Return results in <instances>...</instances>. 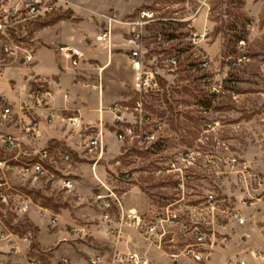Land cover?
I'll return each instance as SVG.
<instances>
[{"label":"rangeland","instance_id":"1","mask_svg":"<svg viewBox=\"0 0 264 264\" xmlns=\"http://www.w3.org/2000/svg\"><path fill=\"white\" fill-rule=\"evenodd\" d=\"M25 1L0 0V10L16 7L24 12L28 5ZM108 1L111 0H60L56 10L44 18L0 19L5 30L4 34L0 33V74L11 66L27 71L31 63L26 61L25 51L34 53L39 46L62 53L61 49L66 46L59 43L61 40L86 53L90 36L87 33L76 36L72 29L84 25L85 30L88 27L103 30L108 17H118L120 23H112L111 40L100 43L104 46L103 55L115 54L113 65L101 70L105 64L88 60L92 77L102 83V89H92L104 92L112 100L104 101L101 108L105 116L115 121L109 129L112 135L99 134L98 143L86 146L83 156L91 158L107 151L108 140L116 144L121 155L120 164L115 167L120 174H129L132 187L139 188L140 196L150 205V221L161 202L181 197L182 191L177 190V185L182 177L186 201L203 203L206 194L214 192L222 208H227L229 213L237 211L238 218L231 214L214 217L208 213L197 214L203 224L213 222L217 238L228 237L227 245L216 248L206 264H224L226 258L252 259L255 251L264 253V231H261L264 226V0H121L124 8H136L126 16L115 8H107ZM134 29L142 36L144 73L157 84L153 90L138 92L136 89L137 74L130 58L138 45L131 42ZM205 33L208 34L205 38L193 42L194 35ZM170 35L177 39L165 41L164 37ZM237 37L243 41L235 44ZM11 43L23 51L6 53L5 46ZM124 49L128 50L124 52ZM172 59H178L180 65H171ZM205 61L210 63L208 68L202 66ZM82 64L81 61L74 67L71 62L70 66L78 70ZM225 87L226 91L214 99L211 108L201 106V101L211 100L213 88ZM35 88V84L32 88L30 85L24 92L29 101ZM7 108V102L0 97V159L9 162V168L4 171L7 182L17 191L30 195L36 205L48 212L46 218L39 217L36 209L18 215L13 206L0 205V264H30L34 259L38 264H51L49 257L55 247L48 253L38 252L31 213L34 211L36 217L47 220L61 208L73 210L74 202L80 204L82 199L67 195L62 184L38 178L34 171L24 172L22 168L38 161L45 150L50 151L53 159L50 168L59 178L75 179L64 174L75 164L61 161L56 155L59 149L43 146L40 129L27 133L25 126L31 123V115L26 109L22 112L30 122L21 127L22 139L12 136L19 140L20 147H7L4 138L10 137L8 131L18 117L12 113L5 118ZM69 123L74 130V124ZM106 125L108 128L109 122ZM120 134L124 136L122 139ZM151 135L154 140L147 142L146 137ZM59 151L72 155L66 149ZM83 161L90 164L86 158ZM172 165L178 171L168 172L173 169ZM85 169L83 174L88 173ZM109 174L110 179L116 178L115 174ZM118 185L116 192H123L121 184ZM122 205L123 201L119 210ZM101 211L105 213L104 219H118L117 214ZM86 213L80 221L90 228L94 225L95 212ZM130 213L122 215L121 225L138 231L143 242L161 255L165 264H174L177 257L182 258L183 238L178 240V247L171 248L165 241L161 243L158 237L146 233L145 224L134 225L141 218H133ZM53 216L58 225V217ZM254 217L263 235L253 231L252 236L245 234L254 225ZM239 218L245 224L241 225ZM52 226L50 222L49 227ZM67 231L74 234L69 227ZM238 234L249 239L237 243ZM80 236L84 238L79 241L86 245L93 241L87 234ZM33 244L36 248L31 250ZM261 256L258 264H264V254ZM100 258L101 264H105L103 257ZM116 258L121 264L135 263L129 254H117Z\"/></svg>","mask_w":264,"mask_h":264},{"label":"crops","instance_id":"2","mask_svg":"<svg viewBox=\"0 0 264 264\" xmlns=\"http://www.w3.org/2000/svg\"><path fill=\"white\" fill-rule=\"evenodd\" d=\"M107 4V8H115L121 15L125 16L136 9L124 8L121 0H111ZM105 22L104 20L103 23ZM83 26L75 27L72 32L76 36L82 33H87L90 36V44L86 48V53L73 46L70 42H62L63 40H61L59 43L66 46L61 49L62 53L49 47L39 46L34 52V61L27 68V71L19 70V66H11L0 74V97L7 102V109H10L11 113L18 114V117L14 119L13 126L8 131L9 136L14 135L22 139L21 127L23 124L30 122L28 116H25V113L22 112L26 109L31 115V122L39 124V139L43 146L49 145L55 150H69L75 159L72 161L75 167L67 170L64 174L74 176L75 179L73 181L77 184V192L82 197V202L80 204L74 202L76 207L72 206L73 210L61 208L59 213H55L59 223L54 225V227H49L50 222L48 219H39L34 211L31 213V225L37 231L38 252H51V248L54 246L55 249L51 253L53 255L49 257L51 264H92L91 261L96 257H103L105 264H121L116 258L117 254L133 253L146 256L150 264H165L161 255L150 249L143 242L138 231L126 229L121 225L122 215L128 212L136 214L144 223L149 222L151 218L148 215H150L151 211L150 205L140 196L139 188L137 186L132 187L130 184L131 176L130 180H128L126 178L127 174H120L118 172L119 169L115 167L120 164L119 157L121 155L115 146L116 144H112L108 140L106 142L107 151H103L91 158L83 156L84 148L90 145L91 139L98 136V134H105L106 137L112 135L109 129L114 127L115 122L105 116V113L101 110L104 107V101L106 103L112 100L107 99L108 96L104 95V92L99 93L92 89V87L94 89L101 88L102 83L92 77L91 68L88 67V60H96L101 62V64H105L101 70L113 65L115 62V54L111 52L109 56L107 53L103 55L104 46L96 41V37L107 26L103 30L102 27L97 30L88 27L85 30ZM66 49L76 50L83 55L82 63L84 62V64L80 65L78 70H74L70 66L71 62L65 58ZM126 50L128 49H124V52ZM26 82H28L27 85H25ZM34 84L36 86L35 89L44 86L51 91L52 98L50 101L41 104L32 94L31 101H29L24 92L28 86L31 85L32 88ZM66 96H68V102H66ZM25 103L26 106L23 107ZM78 116L81 119V126L78 130H73L69 119ZM107 122H109L108 128L106 127ZM91 132L94 133L91 134ZM85 158L90 164L83 161ZM84 167H90V169L88 170ZM83 168L86 171L88 170V173L83 174ZM109 172L115 174L116 178H111L113 183H115L114 185L119 187L118 184H121L120 189L123 192L117 193L122 195L123 205L122 209H115L111 213L113 216L117 214L118 219L114 217L113 220L107 221L104 219L105 213L93 203H89V201L92 200L94 194L106 193L109 189H116L112 185V181L110 182ZM79 206L84 207L78 209ZM91 206L94 211L90 208ZM88 211L95 212L93 216L94 225L90 226V228L83 226V222L80 221L83 216L87 215L86 212ZM153 216L151 214V217ZM255 218L253 219L254 225L250 231L245 233L246 235L252 236L251 231L255 234L258 233L259 236L262 234L259 233ZM67 227L74 234H70L67 231ZM81 233L93 238L92 243L86 245L79 241V239L82 240L84 238V236H80ZM120 233L122 237H119L121 236ZM243 236L245 235L238 234L235 239L236 242L239 243ZM32 246L31 250H34ZM228 256L231 257L230 255ZM245 259L249 264L253 260L256 263L260 260L254 258Z\"/></svg>","mask_w":264,"mask_h":264},{"label":"built area","instance_id":"3","mask_svg":"<svg viewBox=\"0 0 264 264\" xmlns=\"http://www.w3.org/2000/svg\"><path fill=\"white\" fill-rule=\"evenodd\" d=\"M28 3L27 8H25L24 12L22 9L13 8L10 11L0 10V19L3 18H20L24 16L27 19H38L44 18L47 14L56 10L57 3L60 0H26ZM9 15V16H8ZM107 28L104 29L99 36L96 37V41L98 43H108L112 38V23H120L118 17H108L107 18ZM129 24V23H128ZM136 25V24H133ZM139 25V23H137ZM0 33H5L4 26L0 23ZM131 36L134 40L131 42L134 44H138L135 49L131 51V61L134 70L137 74V82L136 89L138 92L153 90L157 87V84L154 83V80L151 77H148L147 73H144V55L143 51V43L142 36L140 33L136 31V29L131 31ZM208 34L205 33L203 36L194 35L193 42L197 43L199 38H205ZM6 53H18L19 51H23L21 47L18 45H14L11 43L10 45L5 46ZM25 58L28 63H33L34 61V53L31 51H25ZM65 57L69 59L74 67H78L80 62L83 59V55L78 51L73 49L65 50ZM170 64L176 66L177 63L173 59L170 61ZM202 66L204 68H208L210 63L205 61ZM151 75V74H150ZM216 90V88H213ZM32 95L35 99L38 100L39 103L47 102L52 98V93L49 89L44 86H40L37 89H34ZM66 102H68V96L65 97ZM11 110L5 109L4 117L7 118L10 116ZM120 120V119H119ZM69 122L74 124V130L81 126L80 117H71ZM27 127V133L37 132L39 131V124L37 122H31ZM99 136V134H98ZM98 136L90 140V144L96 145L98 143ZM122 139L124 136L122 134L119 135ZM147 142L150 140H154V136L146 137ZM4 143L9 148H19L20 142L15 137H6L4 138ZM61 161L64 163H70L73 161L72 155L67 152L58 151L56 154ZM51 153L49 150H45L40 156L39 160L36 162H32L29 165H24L22 170L24 172L34 171V175L38 178L47 179L49 182H57L62 184V188L67 195H73L79 198L82 197L78 195L77 192V184L75 181L67 179V178H59L58 175L51 170L50 165L52 164L53 159L50 158ZM51 159V160H50ZM47 162H50L47 164ZM173 169H169L168 172H176L178 170L174 169V165H172ZM9 168V162L0 159V175H1V183H0V205L6 207H14L16 214L24 215L29 212L31 209H36L39 217L46 218L48 210L43 209L42 207L36 205L32 200L31 196L28 194H23L16 189H14L7 182V178L5 176L4 171ZM12 168L19 169L18 166H13ZM126 178L130 180V175L127 174ZM185 178L182 177L180 183L177 185V190L182 191L181 197L176 201L164 200L159 204V210L154 215L153 219L149 222L143 223L141 219H137L138 222L134 223L137 227H141L145 224L146 233H148L151 237L156 236L159 238L160 242L163 243L165 241L166 245H169L171 248L178 247V240L183 238L181 245V257H175L174 264H186L185 261H188L189 264H206L211 257L212 252L221 246H226L228 237L221 236L217 238L215 236V231L212 223L203 224L199 221L197 214L208 213L211 216H215V214L222 215H235V217H239V213L233 212L229 213L227 208H222L220 205V201L217 199V195L214 192H208L204 198L203 203H192L190 201H186L185 197V189H184ZM93 204L97 206L100 210H104L109 213L115 209H119L122 202V195L116 192V189H109L106 193L100 192L94 194L92 196ZM53 215L56 214L53 212ZM48 217L51 224H56V219L54 216ZM130 215L135 218V214L130 213ZM107 221L108 218L106 217ZM212 221V220H211ZM239 222L241 225L245 224V221L239 218ZM208 227H212L209 229ZM212 231V233H211ZM261 231H264V226L261 227ZM249 239V236H245L242 238V242ZM264 253L255 251L252 253L254 259L262 258L261 255ZM130 260L134 261V264H150L149 259L146 256H141L139 254L133 253L129 254ZM101 258L96 257L91 261L92 264H101ZM187 263V264H188ZM30 264H38L37 260H31ZM224 264H249L245 258L239 259H230L226 260Z\"/></svg>","mask_w":264,"mask_h":264},{"label":"trees","instance_id":"4","mask_svg":"<svg viewBox=\"0 0 264 264\" xmlns=\"http://www.w3.org/2000/svg\"><path fill=\"white\" fill-rule=\"evenodd\" d=\"M165 38V41H169V40H176L177 37H172L171 35L169 37H164ZM243 41V38L242 37H237L236 38V41H235V44H238L239 42ZM182 52V51H180ZM183 53V52H182ZM181 54V53H180ZM178 56V55H177ZM179 58V57H178ZM174 61H176L177 65L179 64L180 61H177L175 59H173ZM236 64V63H235ZM180 65V64H179ZM226 91V87L225 89H216L214 91H212V97H211V100L210 101H206V103H204L203 101H201V106H203L205 109H209L212 107V104L214 102V99L219 97L222 93H224ZM135 103H137V101H135ZM148 120H146L147 122ZM35 234H37V231L35 230ZM17 236H24L23 234H16ZM33 248H36V245L33 244L32 246Z\"/></svg>","mask_w":264,"mask_h":264}]
</instances>
